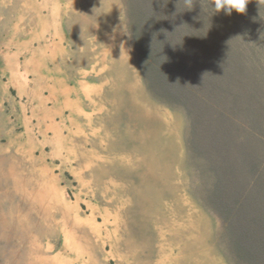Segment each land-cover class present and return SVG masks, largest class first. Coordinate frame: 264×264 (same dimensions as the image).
I'll return each instance as SVG.
<instances>
[{
	"label": "rangeland",
	"instance_id": "1",
	"mask_svg": "<svg viewBox=\"0 0 264 264\" xmlns=\"http://www.w3.org/2000/svg\"><path fill=\"white\" fill-rule=\"evenodd\" d=\"M70 1L74 2V0ZM109 1L113 17L116 16L115 11L120 9L124 14L123 0H80V3L82 7H93L97 18H104L107 23L105 15L107 13H104V9H108ZM25 14L24 0H0V46L12 40L14 30L22 31ZM123 18L127 25L126 18ZM129 44L133 58L137 61L131 40ZM258 51L261 52V48ZM255 64H257L256 60ZM252 66L253 62H251ZM251 67L249 65V68ZM138 73L137 88L133 83L129 84L127 89H120V85L124 87L123 82L119 80L109 82L111 88L103 89L101 92L103 94L100 96L94 95L96 98L92 101L87 100L84 113L71 115V112L66 111L64 126L57 130L60 132L43 131V127L37 122V117L25 109L31 106L27 97L16 98L18 104L14 109L2 104L0 90V177H2L0 178V217L6 215L7 218V215L11 214L12 201L15 205V201L18 200L14 197L17 195L14 192L13 181L34 196L33 191L38 193V186L42 189L51 185L56 191V200L61 201L62 204L66 203L68 211H71L69 216L77 217L76 219L82 224L80 229H73L71 218L66 219L61 215L57 216V219L51 218V221L55 220L57 225L56 241L52 243L55 249L53 252L59 255L61 263L73 259L75 261L73 264H96V262L97 264H139L146 260L149 264H171L172 259L179 258L178 264H194L191 255L186 253L180 255L172 248L176 245L171 246V244L182 243V241L169 240L168 234L164 232H162L163 236L158 235L159 228L154 220L153 212L149 210V205L142 206L137 199L138 193L141 191L143 193L146 188L137 186L141 172L139 162L136 164L137 142L132 144L127 142L126 136L139 132L134 125V119L138 113H130L129 109L132 104L137 107L140 104L151 112L155 111L154 114L163 113L160 122L165 123V126L164 131L161 130L157 137L162 140L161 148L158 147L160 142L156 144L146 140L144 144L140 143L142 139H139V160L149 157L152 153L160 155L161 158L169 157L171 161L167 168L178 172L174 180L177 194L183 196L194 211L192 218L195 219L197 213L206 223L208 236L205 238V249L210 256L214 257L215 264H230L220 239V222L217 215L215 211L207 209L202 203L199 171L196 167L198 162L186 150L185 115L179 109L167 107L155 100L143 83L140 69ZM22 114L25 115L24 122L21 119ZM170 206L171 202L167 199H163L162 204L159 205L168 215L175 213L173 208L169 212ZM133 213L134 216L136 215L135 218L138 216L136 220ZM94 217L97 218L98 224L102 221L104 223L97 232H93L89 225L85 224L89 220L92 221ZM142 218H149L150 221L142 225L140 222ZM8 227L11 226L8 225ZM161 236L162 239H160ZM2 245L0 240V264H4L9 252L8 247ZM161 247L164 249L162 250ZM205 260L212 264L208 258Z\"/></svg>",
	"mask_w": 264,
	"mask_h": 264
},
{
	"label": "trees",
	"instance_id": "2",
	"mask_svg": "<svg viewBox=\"0 0 264 264\" xmlns=\"http://www.w3.org/2000/svg\"><path fill=\"white\" fill-rule=\"evenodd\" d=\"M123 6L147 91L185 115L186 150L228 262L264 264V0L231 16L212 0Z\"/></svg>",
	"mask_w": 264,
	"mask_h": 264
},
{
	"label": "crops",
	"instance_id": "3",
	"mask_svg": "<svg viewBox=\"0 0 264 264\" xmlns=\"http://www.w3.org/2000/svg\"><path fill=\"white\" fill-rule=\"evenodd\" d=\"M82 6L80 0H24L22 31L0 46L1 103L14 109L16 98H29L25 109L46 133L64 126L66 111L84 113L87 100L111 88L109 82L138 86L125 14L120 9L113 17L109 4L106 23L93 7Z\"/></svg>",
	"mask_w": 264,
	"mask_h": 264
},
{
	"label": "bare ground",
	"instance_id": "4",
	"mask_svg": "<svg viewBox=\"0 0 264 264\" xmlns=\"http://www.w3.org/2000/svg\"><path fill=\"white\" fill-rule=\"evenodd\" d=\"M129 111H130V113H133V114L138 113V116L134 119V125H136L135 129L139 130V132H138V134L127 135L126 138L128 139L127 142H131V144H132L133 142L136 141L137 142L136 145H138L136 148V153H135L136 155L135 156L137 157L136 158V164H138V162H139V169L141 172L139 175V183L137 186L146 188L143 193L141 191L137 195V199L139 200V204L142 206L149 205V210H151L153 212L154 220L157 223L158 228H159L158 235L163 236L162 232H164V233L168 234L169 240L178 239V240L182 241V243L176 242L175 244H171V246L176 245V247H172V248H174L176 251H178V253H180V255H183V253L191 255L194 264H209L205 260L207 258L209 259V261L212 264H215L214 257L212 255L210 256L209 252L205 249V240H206L205 238H207V236H208L207 235V229L205 227L206 223H205L203 217L199 216L197 213L195 214V219H193L192 213H194V211H192V208L190 207L188 202L185 200V198L183 196L177 194V190L175 188L176 186L174 184V180L177 178L178 172H177V170H170L167 168V165L170 164V161H171V160L169 161V157L167 156L165 158H161L160 155L158 156L157 154L152 153L151 155H149V157H143L139 160V139H142L140 141V143H144V144L146 143V140H151L152 143H156V144L160 142V144H158L160 146H158V145L157 146L159 148H161L162 140L157 139V137H158V133L161 132V130L164 131L165 123L160 122V120L162 119L163 113L157 111L158 114L157 113L154 114L155 111L151 112L148 109H146L145 106L140 105V104H139V107L132 104L131 109H129ZM51 118L53 119V117H51ZM118 120H116V121H118ZM56 128H57V126H56ZM57 132H60V131H57ZM60 144H62V143H60ZM142 146H143V144H142ZM127 148H129V147H127ZM124 149H126V148H124ZM9 172H10V170H9ZM36 175H38V174H36ZM116 176H118V175L116 174ZM0 178H2V177H0ZM118 178H120V177H118ZM118 178H116V179H118ZM13 188H14V192L17 195L14 197H17L18 200L15 201V205H14V201H12L11 214L7 215L8 219L5 217L6 215L4 217H2V216L0 217V228H1L0 229V238H1L0 240L3 243V245H5V247H8V249H9L8 250L9 251L8 256L4 260V264H63L64 261H62V263H61L59 255L53 252V250H55V249H54V246L52 245V243L56 241V235H57L56 226L57 225L55 224V220L51 221V218H54V217L56 218L59 215H61L62 217H65L66 219H68V217L71 218L69 216V213L71 211H68L67 207L65 206L66 203L62 204L61 201L58 202V200H56V191L51 185H50V187H48V185H47V186L43 187L42 189L40 186H38L37 187L38 193L36 191H33L35 193V196L33 194L28 193L24 187L23 188L20 187L17 184V182L14 183V181H13ZM90 191H92V190H90ZM128 192H130V191H128ZM66 193H67V191H66ZM86 195H88V194H86ZM58 198H59V196H58ZM163 199H167L171 202V206H170L171 208H169L168 210H169V212H171L172 208H173L175 211L174 214L168 215V214L164 213L163 210H161L159 205L162 204ZM76 212H78V211H76ZM89 214H90V212H89ZM137 214H138V212H137ZM103 215H105V214H103ZM197 215H198V217H197ZM135 216L133 213L134 218H135ZM76 218L75 217L71 218V223H72L71 227L73 229H75V228L80 229V227H81L80 225H82V224H80V222ZM127 218H128V216H127ZM136 218H135V220H136ZM88 219L89 218H87V220ZM135 220H132V221H135ZM149 221H150L149 218H142L140 220L142 225L147 224ZM7 224L10 225L11 227L9 228ZM85 224L89 225L90 229L93 232H97L99 230V227L102 226L104 223L102 221L101 224H98L97 218L94 217L92 219V221L89 220ZM85 228H87V227H85ZM60 232H62V230ZM58 233H59V231H58ZM73 234H74V232H73ZM111 234H112V230H111ZM86 236H88V235H86ZM162 236L160 237V239L163 238ZM105 237H107V236L105 235ZM208 241L210 243V240H208ZM65 243H68V242H65ZM161 248H162V250L164 249L163 247H161ZM194 251H197V252L194 253ZM71 253H74V252H71ZM107 253L109 254V252H107ZM98 256H97V258H98ZM76 258H77V256H76ZM87 258H88V256H87ZM147 259H148V257H147ZM74 262L75 261L73 259H71V260L68 259V261H66L64 264H73ZM172 262H174V264H178L180 262V259L179 258L177 260L172 259L171 264H172ZM96 264H97V262H96ZM139 264H149V262H148V260H146V262H142V263L139 262Z\"/></svg>",
	"mask_w": 264,
	"mask_h": 264
},
{
	"label": "clouds",
	"instance_id": "5",
	"mask_svg": "<svg viewBox=\"0 0 264 264\" xmlns=\"http://www.w3.org/2000/svg\"><path fill=\"white\" fill-rule=\"evenodd\" d=\"M192 6L193 0H186ZM249 0H212V6L216 13L223 12L227 16H231L233 11L239 14L246 12Z\"/></svg>",
	"mask_w": 264,
	"mask_h": 264
}]
</instances>
